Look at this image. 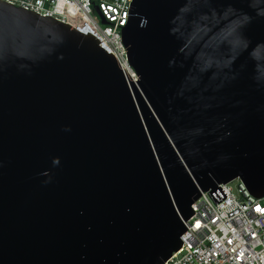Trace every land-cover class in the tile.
<instances>
[{"label": "water", "instance_id": "1", "mask_svg": "<svg viewBox=\"0 0 264 264\" xmlns=\"http://www.w3.org/2000/svg\"><path fill=\"white\" fill-rule=\"evenodd\" d=\"M122 35L139 81L0 0V264H164L202 191L264 196V0H135Z\"/></svg>", "mask_w": 264, "mask_h": 264}, {"label": "built area", "instance_id": "2", "mask_svg": "<svg viewBox=\"0 0 264 264\" xmlns=\"http://www.w3.org/2000/svg\"><path fill=\"white\" fill-rule=\"evenodd\" d=\"M4 1L93 34L139 81L122 35L135 0ZM237 179V192L232 181L201 192L191 205L195 213L185 221L189 228L181 236L183 244L164 264H264V196L254 195Z\"/></svg>", "mask_w": 264, "mask_h": 264}, {"label": "rangeland", "instance_id": "3", "mask_svg": "<svg viewBox=\"0 0 264 264\" xmlns=\"http://www.w3.org/2000/svg\"><path fill=\"white\" fill-rule=\"evenodd\" d=\"M238 184H239V180L238 179H234L232 181V183H231V185L233 186L235 192H237Z\"/></svg>", "mask_w": 264, "mask_h": 264}]
</instances>
